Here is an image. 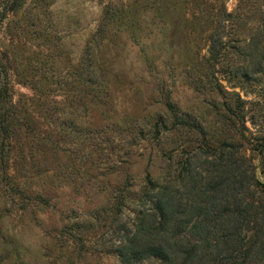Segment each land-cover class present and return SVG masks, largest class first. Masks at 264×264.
Returning <instances> with one entry per match:
<instances>
[{
    "label": "rangeland",
    "instance_id": "obj_1",
    "mask_svg": "<svg viewBox=\"0 0 264 264\" xmlns=\"http://www.w3.org/2000/svg\"><path fill=\"white\" fill-rule=\"evenodd\" d=\"M183 158L264 264V0H0V264H158L117 246Z\"/></svg>",
    "mask_w": 264,
    "mask_h": 264
},
{
    "label": "trees",
    "instance_id": "obj_2",
    "mask_svg": "<svg viewBox=\"0 0 264 264\" xmlns=\"http://www.w3.org/2000/svg\"><path fill=\"white\" fill-rule=\"evenodd\" d=\"M215 36L211 34L210 48H218L219 41ZM215 87L219 89V84ZM166 108L167 112H172L173 106L169 101ZM170 116L161 119L162 128L166 132L170 130L171 121L174 125L188 124V116L185 114L174 113ZM16 134L15 128L11 129L10 135ZM239 158L241 161L246 160L245 156ZM255 182L264 186L257 179ZM224 183L225 180L193 168L187 158L179 162L172 180L159 184L147 176L137 198L141 208L136 212L134 229L117 246L121 260L130 263L137 259L156 257L158 264H228V259L235 263L236 258L218 256H221L222 246L228 247L235 238H239L238 224L247 211L243 210L242 216L236 221L228 208L215 209L218 192L223 189ZM241 187L246 189L243 181ZM204 202L210 204L205 216L202 214ZM211 209L214 211L212 215ZM203 220L207 222L203 223ZM209 221L214 223L211 228ZM251 229L258 231L256 226ZM188 232L194 233L196 240L191 239Z\"/></svg>",
    "mask_w": 264,
    "mask_h": 264
}]
</instances>
